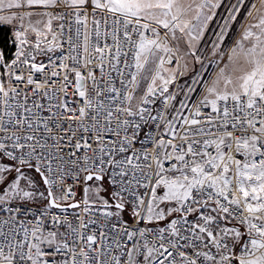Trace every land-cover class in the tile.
Instances as JSON below:
<instances>
[{
  "label": "snow or ice",
  "instance_id": "6c2138e0",
  "mask_svg": "<svg viewBox=\"0 0 264 264\" xmlns=\"http://www.w3.org/2000/svg\"><path fill=\"white\" fill-rule=\"evenodd\" d=\"M0 264H264V0H0Z\"/></svg>",
  "mask_w": 264,
  "mask_h": 264
},
{
  "label": "built area",
  "instance_id": "2783aa9c",
  "mask_svg": "<svg viewBox=\"0 0 264 264\" xmlns=\"http://www.w3.org/2000/svg\"><path fill=\"white\" fill-rule=\"evenodd\" d=\"M78 195H79V193H78ZM71 211V210H70Z\"/></svg>",
  "mask_w": 264,
  "mask_h": 264
}]
</instances>
